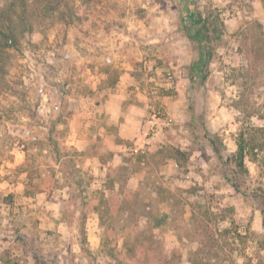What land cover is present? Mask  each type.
Listing matches in <instances>:
<instances>
[{
	"label": "rangeland",
	"instance_id": "1",
	"mask_svg": "<svg viewBox=\"0 0 264 264\" xmlns=\"http://www.w3.org/2000/svg\"><path fill=\"white\" fill-rule=\"evenodd\" d=\"M185 1L75 0L69 19L22 39L0 88V264H264V32L230 27L224 14L239 0H194L215 22L203 31L208 60L183 21ZM122 78L140 87L127 86L122 121L141 104L146 126L152 110L173 118L148 156L177 171L108 198L71 145L73 116ZM23 180L26 193L61 203L65 224L25 220L9 193Z\"/></svg>",
	"mask_w": 264,
	"mask_h": 264
},
{
	"label": "crops",
	"instance_id": "2",
	"mask_svg": "<svg viewBox=\"0 0 264 264\" xmlns=\"http://www.w3.org/2000/svg\"><path fill=\"white\" fill-rule=\"evenodd\" d=\"M242 3H250L253 12V22L259 25L264 32V0H239ZM241 21H230L232 28H239ZM244 29V27H242ZM123 79V78H122ZM134 83H128L125 79L119 81L116 89L109 91L108 97L95 108L78 110L73 116L71 145L84 159L89 172L94 176V184L100 182L103 194L106 197L125 196L126 193H135L145 185L150 172H155L160 177L171 175L177 171V165L174 161H169V165L161 168L155 167L148 156V150L145 155H140L139 151L145 145V131L147 126L144 124L143 115L146 112L147 104L131 105L130 111L126 113L124 121L121 120L123 106L126 101L131 99L133 92H127L126 88ZM138 90L140 87L135 86ZM136 93V92H135ZM139 99H145L143 92L136 93ZM135 101H137L135 99ZM143 101V100H142ZM89 110H92L89 114ZM146 123V122H145ZM175 163V164H174ZM128 172L127 175L124 173ZM113 173V176H112ZM115 173V174H114ZM26 177V176H25ZM110 181L111 189L106 186ZM17 187L10 189L9 193L19 199L23 207V216L28 222L30 218L40 219L43 226H56L65 224L61 203L48 201L46 193L27 192L25 181L18 183ZM64 200L68 201L71 197L70 192H65ZM98 208H93L89 215L88 222L91 230L94 226H99L100 216ZM27 217V218H26ZM26 222V223H27ZM91 231V234L93 232ZM177 243L178 237H174L170 231L167 242ZM172 258V255L169 256ZM182 260H188L189 252L183 251L180 254Z\"/></svg>",
	"mask_w": 264,
	"mask_h": 264
},
{
	"label": "trees",
	"instance_id": "3",
	"mask_svg": "<svg viewBox=\"0 0 264 264\" xmlns=\"http://www.w3.org/2000/svg\"><path fill=\"white\" fill-rule=\"evenodd\" d=\"M192 1L194 0L185 1L187 7L184 10L183 21L193 28L194 33L191 39L201 43L206 51V58L210 60L211 54L208 47L210 38L203 31L210 29L214 21L209 23L202 20L195 12ZM74 7L75 0H10L0 7V88L5 85L13 52L16 51L22 39L33 33L37 26L48 27L57 21H66L69 16H72ZM209 140L213 149L220 153L216 142L210 138ZM250 145L245 140L239 142L240 165H243V156ZM233 186L235 190L240 191V186L235 181Z\"/></svg>",
	"mask_w": 264,
	"mask_h": 264
},
{
	"label": "built area",
	"instance_id": "4",
	"mask_svg": "<svg viewBox=\"0 0 264 264\" xmlns=\"http://www.w3.org/2000/svg\"><path fill=\"white\" fill-rule=\"evenodd\" d=\"M226 21H241L245 24L252 23L254 20L253 12L251 7L246 3L243 5H237L234 10L230 13L227 12L224 14ZM169 78L172 79V75L169 74ZM171 87H174V84H171ZM153 109V108H152ZM92 110H89V114H91ZM173 122V118L171 116L165 115L161 112H157L152 110L150 117L147 121V130L145 131V145L139 151L140 155H145L148 147H152L155 145L156 141L162 136L164 130L171 126ZM186 178H190V176H186Z\"/></svg>",
	"mask_w": 264,
	"mask_h": 264
}]
</instances>
